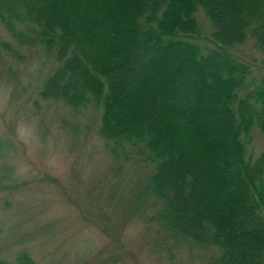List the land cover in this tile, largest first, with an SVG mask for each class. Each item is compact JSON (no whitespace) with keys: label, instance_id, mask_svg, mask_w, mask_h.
Wrapping results in <instances>:
<instances>
[{"label":"trees","instance_id":"16d2710c","mask_svg":"<svg viewBox=\"0 0 264 264\" xmlns=\"http://www.w3.org/2000/svg\"><path fill=\"white\" fill-rule=\"evenodd\" d=\"M0 24L55 57L43 99L73 108L93 102L99 136L116 148L129 143L151 166L143 194L154 198L153 220L175 243L214 249L210 264H264V156L246 152L252 128L264 134V73L249 79V64L232 53L249 36L264 68V0H0ZM174 49L217 76L230 120L224 137L209 135L219 124L204 105L214 104L209 74L201 68L206 80L192 86L196 70L179 57L169 71ZM158 72L159 90L151 85ZM0 264L36 263L21 251Z\"/></svg>","mask_w":264,"mask_h":264},{"label":"rangeland","instance_id":"374dc122","mask_svg":"<svg viewBox=\"0 0 264 264\" xmlns=\"http://www.w3.org/2000/svg\"><path fill=\"white\" fill-rule=\"evenodd\" d=\"M196 18L209 34L200 8ZM198 43L207 51L205 39ZM183 52H169L166 68L177 57L192 65L195 87L205 79L197 72L206 69L214 104L204 105L212 104L219 123L209 135L224 137L230 120L221 107L225 96L217 94L222 85L207 63L192 64ZM232 53L249 64V79L264 73L253 38ZM56 64L42 47L20 43L0 24V258L12 261L27 251L36 264H210L214 249L177 244L156 225L158 205L143 194L151 166L137 161L129 143L116 148L99 136L100 107L73 108L40 96ZM157 74L151 85L159 90ZM248 141L249 156H264L259 129L252 128Z\"/></svg>","mask_w":264,"mask_h":264}]
</instances>
